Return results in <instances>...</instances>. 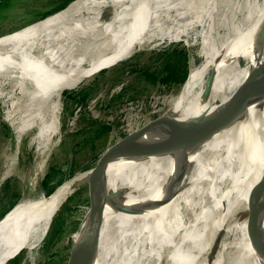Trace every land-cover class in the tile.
Here are the masks:
<instances>
[{
	"label": "bare ground",
	"instance_id": "6f19581e",
	"mask_svg": "<svg viewBox=\"0 0 264 264\" xmlns=\"http://www.w3.org/2000/svg\"><path fill=\"white\" fill-rule=\"evenodd\" d=\"M108 5L112 16L102 20ZM216 8L217 0H75L0 38V91L9 89L0 98L12 100L4 121L20 116L14 139L35 131L31 142L43 150L57 133L63 91L151 42L181 40L193 22L200 26L202 62L167 114L136 141V154L115 156L90 183L103 185L88 214L100 243L88 254L83 230L76 264H264V84L252 93L264 79V0L237 25L213 26ZM241 100L245 108L227 126L171 144L214 125ZM78 177L47 198L23 195L0 218V264L38 246Z\"/></svg>",
	"mask_w": 264,
	"mask_h": 264
},
{
	"label": "rangeland",
	"instance_id": "374dc122",
	"mask_svg": "<svg viewBox=\"0 0 264 264\" xmlns=\"http://www.w3.org/2000/svg\"><path fill=\"white\" fill-rule=\"evenodd\" d=\"M73 1L0 0V38L53 15ZM254 2L217 0L212 25L239 24ZM112 10L113 7L106 6L102 20L109 19ZM199 28L193 22L180 42H151L128 59L96 72L75 89L63 91L56 117L57 133L43 150L31 142L35 131L14 139L13 122L20 116L14 115L12 121H4L12 100L0 98V218L22 199L24 193L30 197L47 196L62 182L88 167L108 145L142 125L156 124L189 71L202 62V48L197 38ZM224 32L219 33V38ZM169 55L168 65L175 80L164 84L160 79L169 73L164 71ZM144 75H149L150 83L143 81ZM8 90L4 88L0 93L7 95ZM104 126L108 129L104 130ZM100 185L89 184L87 190L70 195L54 214L38 246L31 253L26 250L17 253L6 264H76L85 224H78L77 207L87 203L89 214ZM228 221L233 222L234 217Z\"/></svg>",
	"mask_w": 264,
	"mask_h": 264
},
{
	"label": "water",
	"instance_id": "95a60500",
	"mask_svg": "<svg viewBox=\"0 0 264 264\" xmlns=\"http://www.w3.org/2000/svg\"><path fill=\"white\" fill-rule=\"evenodd\" d=\"M62 10H60V11H62ZM47 17H45L44 19H46ZM44 19H42V20H44ZM42 20H40V21H42ZM263 84H264V79H262L258 83V86L254 90H252V93H256V92H258V90L263 89ZM245 102H246L245 100L244 101L241 100L239 103L234 105L232 108L225 111L222 115H220L221 116L219 118L220 120L217 123H215L214 125L212 124L210 126L201 127L195 131L188 130L185 133H181L179 135L181 138L176 140V141H173L171 144H174V145L178 144L179 145V144H183L184 142L200 139V138H203V137H206V136L212 134L216 130L217 127L220 128L222 126H227L233 120L234 117H237L242 112L241 110L243 108H245V106H246ZM167 112L168 111H166L161 116L166 115ZM150 122H152V121H150ZM150 124L151 123H147V125H142V126L136 128L135 130H133L132 132L128 133L124 137H122V138L116 140L115 142H113L112 144L108 145L93 160V162L88 167H86L83 171H81L77 175V177L78 176L79 177L74 182L73 194H77V193L79 194L80 192L87 190V186L90 183H92L94 181V179L103 170H105L108 167L110 161L115 156H119L121 153L136 154V152L139 150V147H138L136 141L139 138H141L142 136H144V134L149 129ZM60 185H58L56 188H58ZM55 189L45 197L47 198L49 195H51L55 191ZM23 195L28 197V198H31L26 193H24ZM106 201H108L107 198H104L102 196L100 198V202L95 205L96 208L99 209L100 213L103 212V208H104L103 206H104V204H106ZM94 203H95V201L92 202V205H94ZM16 205H17V203L14 204L11 208H14ZM87 213H88L87 203L79 205L77 207L78 224L83 226V224L85 223L83 226V230H84L83 240L85 241L88 254L89 253L95 254V252L97 251V247L100 243V238H99L100 235H99V231H98V226L96 225V223L92 219L88 220V214ZM12 259H14V258H11L10 260H12Z\"/></svg>",
	"mask_w": 264,
	"mask_h": 264
},
{
	"label": "trees",
	"instance_id": "16d2710c",
	"mask_svg": "<svg viewBox=\"0 0 264 264\" xmlns=\"http://www.w3.org/2000/svg\"><path fill=\"white\" fill-rule=\"evenodd\" d=\"M170 60H171V56L169 55V58L166 59V61H165L166 66H165V69H164V71H169V73H166L165 77L160 79V82H162V83H164V84H168L169 82H173V81L175 80V79L172 78V76H171V71H172V69L169 68V65H168V63H169ZM144 76H145V77H143V81L146 82V83H150V80H149L148 77H147V76H149V75H144ZM154 80H155V79L152 78V81H154ZM152 81H151V82H152ZM103 129H104V130H105V129L107 130L108 127L104 126ZM45 182H46V177H45L44 181L42 182V185H44Z\"/></svg>",
	"mask_w": 264,
	"mask_h": 264
}]
</instances>
